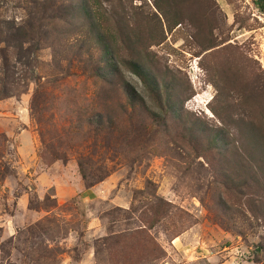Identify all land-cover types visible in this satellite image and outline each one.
Instances as JSON below:
<instances>
[{
  "label": "rangeland",
  "instance_id": "1",
  "mask_svg": "<svg viewBox=\"0 0 264 264\" xmlns=\"http://www.w3.org/2000/svg\"><path fill=\"white\" fill-rule=\"evenodd\" d=\"M81 1L0 0V20L41 26L21 61L0 38V264H264V219L235 212L252 192L225 193L221 156L183 129L219 126L214 107L264 132V0H101L125 9L148 69L174 86L184 111L164 125L127 65L111 85L85 23L59 18ZM117 38L115 58L131 56ZM123 79L145 97L135 111ZM80 164L103 180L88 187Z\"/></svg>",
  "mask_w": 264,
  "mask_h": 264
},
{
  "label": "trees",
  "instance_id": "2",
  "mask_svg": "<svg viewBox=\"0 0 264 264\" xmlns=\"http://www.w3.org/2000/svg\"><path fill=\"white\" fill-rule=\"evenodd\" d=\"M49 1V5H56L57 0ZM106 1L108 2V0ZM152 1L156 12H161L166 9L163 7L161 1ZM102 4L103 2L101 0H82L79 5L71 3V6H64L62 8L59 18L68 19L71 22L72 19H75L82 21L83 24L85 23V33L92 39L97 40L103 48L102 61L105 63V70L109 72L111 77L109 79L105 78V80L109 81L111 85L117 84L115 76L120 75L122 77L121 63L127 65L129 71L138 77L145 90L147 89L156 101L157 112L146 111V114L152 120L158 125H164L169 117L178 119L184 111V106L176 101V94L173 93L174 86L170 82L162 80L158 74L148 69L147 59L144 58L146 56L143 53V48L145 47L144 39L140 36L132 39L129 34V32L136 33L132 19L126 14L123 7H121L120 11L117 7L110 10L108 7H102ZM40 32L41 26L30 32L22 26H17L14 21L0 20L1 41L5 42L8 47L17 42L14 46L17 49L19 61H21V58H24V43L33 40L35 34L38 35ZM116 35L121 37L122 43L126 42L127 47L133 49L131 56L121 58L120 60L115 58L119 50V41L118 38L116 39ZM107 74L105 75L107 76ZM122 82L125 85L124 90L126 92H123V96L135 111L138 104L144 103L145 97L130 82L126 81V79H123ZM7 92L8 89L6 88L5 94ZM229 107L235 112L233 105L229 104ZM212 111L221 123L219 126L211 127L206 122L198 120L193 124L187 122L183 129L190 136V139L192 138V140L196 141L195 148L200 156L210 153H216L217 156H221L220 159L227 166L225 170L228 171L227 178L223 176L221 182L225 193L233 192L244 195V190L252 192L246 206H243L244 209L235 210V212L245 215H247V212H250L254 217L260 216V218L264 219V194L260 193L264 190V132H261L254 123L243 116L245 112L240 111V113H237V117L233 118L232 116L226 117L223 112L220 113L214 107ZM218 142H225L230 148L228 150L229 153H219L217 148ZM43 154H45V151L41 153L40 157L45 159ZM58 159V157H55L53 160L48 159V163H53ZM79 168L88 187L103 180L101 176L97 178V181L91 182L89 180L88 170L84 165L80 164ZM235 178H241L242 181L239 180V183H237ZM163 204H158L156 208L161 210ZM225 204L229 206V202ZM259 213L260 215H258ZM152 225L154 226L155 223H152Z\"/></svg>",
  "mask_w": 264,
  "mask_h": 264
}]
</instances>
